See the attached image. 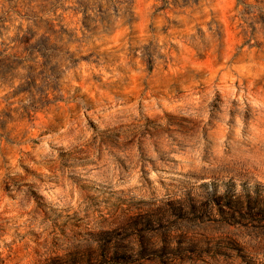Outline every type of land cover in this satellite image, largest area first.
<instances>
[{"label": "rangeland", "instance_id": "rangeland-1", "mask_svg": "<svg viewBox=\"0 0 264 264\" xmlns=\"http://www.w3.org/2000/svg\"><path fill=\"white\" fill-rule=\"evenodd\" d=\"M0 264H264V0H0Z\"/></svg>", "mask_w": 264, "mask_h": 264}]
</instances>
